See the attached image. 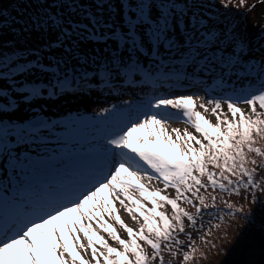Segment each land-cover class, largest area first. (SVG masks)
<instances>
[{
  "label": "snow or ice",
  "instance_id": "obj_1",
  "mask_svg": "<svg viewBox=\"0 0 264 264\" xmlns=\"http://www.w3.org/2000/svg\"><path fill=\"white\" fill-rule=\"evenodd\" d=\"M39 3L48 4V0H39ZM65 3L73 15L81 16L80 20L59 11ZM92 3L95 11L78 0H52L43 13L28 17L23 25L27 26L25 30L41 34L55 33V39H50L45 48L63 49L74 58L85 59L87 54L78 50V41L85 40L102 45L117 69L125 64L126 55L128 63L124 72L128 83L132 82L134 73L141 71L136 59L140 55L150 56L153 63L159 62L165 68L175 61L201 69L219 67L224 72L238 63L235 55H226L227 48L231 46L234 51L243 52L247 43L242 38L237 40L234 32L210 26L202 11L203 0H92ZM218 3L225 8L240 7L246 0H240L239 5H233L232 0H218ZM5 59L11 63L16 57ZM92 59L96 56L92 55ZM261 64L264 77V62ZM34 67L51 71L33 61L11 68L5 75L11 78ZM143 71L145 80H150L151 73ZM71 84L65 77L56 83L35 84L18 91L27 93L25 100H32L42 97L43 89H47V96L53 97L58 95L57 89L65 91ZM0 95L7 93L0 90ZM197 99L203 101L204 97H157L154 103L149 100L139 106L142 110L135 119L129 118L123 126L108 130L102 137L106 141L105 154L115 158L118 152L119 159L94 182L70 175L59 184L29 185L24 189L27 196L19 200L0 197V264H92V261L95 264H154L156 261L164 264V247L176 256L173 244L184 243L177 239L185 232L184 218L196 224L195 215L179 201L192 204L197 208L196 215H200L204 210L214 209L217 203L215 196L211 204L206 203V197L200 195L201 189L210 187L214 191L239 194L242 188H259V181L264 177L259 176L257 168L264 169V161L257 163L249 154L264 157V147L257 146L258 139L264 138V83L248 94L210 99L208 103L214 104L211 111L216 116L215 124L197 110ZM225 99L230 118L223 111ZM240 103L249 105L250 111L239 107ZM10 106L17 107L16 101L10 100ZM4 107L0 105V109ZM199 107L208 110L206 103H200ZM169 109L177 110L178 115L174 117ZM173 118H186L201 136L187 129L169 130L167 125ZM51 127L39 118L28 125L0 123V153L10 151L9 135L14 134L17 143L35 138L43 140L41 130ZM249 164L256 167L250 168ZM145 177L148 181L162 180L164 189H175L176 197L165 195L160 189L151 190L144 182ZM89 183L90 186H85ZM136 192L140 195H135ZM117 201L133 220L142 218L138 230L121 218L115 206ZM165 204L171 205V216L161 210ZM228 207L232 210V205ZM106 216L126 230L127 239L121 237ZM94 222L122 247L111 246L93 227ZM141 241L151 247V253ZM89 249L92 260L81 253ZM194 252L195 248L192 254L185 252L184 261L192 259Z\"/></svg>",
  "mask_w": 264,
  "mask_h": 264
},
{
  "label": "rangeland",
  "instance_id": "obj_2",
  "mask_svg": "<svg viewBox=\"0 0 264 264\" xmlns=\"http://www.w3.org/2000/svg\"><path fill=\"white\" fill-rule=\"evenodd\" d=\"M204 1L208 2L210 4L209 8L214 11L219 6L218 0ZM257 1L246 0L245 5L240 7L229 6L225 8L221 6L223 13L230 17L225 21L226 23L219 24L218 28L226 29L232 27L234 29L232 32L237 35L238 39L242 38L251 47L258 44L264 45V4L258 5L257 8L251 7ZM51 2L52 0H48V4H41L39 0H0V59L17 57L19 53L24 50L29 51L30 48L38 49L42 43L55 38V33L49 34L48 32H44L41 34L31 29L25 30L27 26L23 25V21L27 20L28 17L36 15L38 12L43 13ZM239 3L240 0H232L233 5H239ZM51 10L55 11V9ZM59 11L73 19L74 15L70 12L67 3ZM117 19L119 18L117 17ZM17 21L20 22L18 23ZM101 46L93 45L90 53H95L96 56L99 54V52H96L100 50L102 54L101 59L97 60L99 63L95 66H101L105 72L103 78L110 83H105V87L100 83V87L95 91L85 90L82 93H64V95L58 93L56 96L49 97L47 96V91L42 90L44 92L42 97L25 100L23 97L27 93L18 91V89L24 87H20V84H12V78H7L0 82V90L7 93V95H0V105L5 106L0 109V123L28 125L30 124L29 120L39 118L52 125L50 130H41V135L44 137L43 140L35 138L17 143V137L14 134L8 136V141L11 145L10 151L0 153V197H6L9 201L14 199L19 200L27 196L24 189L29 185L43 187L49 183L59 184L70 175L78 176L84 181H90L91 177H94V180L99 179L100 172L102 171L107 173L113 167L116 160L119 159V153L117 152L115 158L108 155V162L98 161L96 160L97 156L90 155V153L98 152L100 154L102 151L93 145L92 141L90 145L86 144L88 143L87 140L89 137L83 140L74 134V132L77 134L78 131L82 130L86 122L91 124L93 118L96 116L93 114L94 112L98 113V118H110L122 112L129 113L131 111L133 114H137L142 110L139 106L146 104L149 100H152L154 103L157 97L164 96L171 98L175 95H192L194 97H204L203 101L197 99V110L203 113L212 123L215 124L217 122L216 116L211 111L214 104L208 103L210 99L217 97L213 95L215 94L214 92H210L207 89V86L212 82H218L217 84L220 85V76H214L212 77L213 80L208 82L206 81V75L203 78L198 77L197 72L199 70H190L196 75L190 74L189 71H185V74L176 72V68L170 69L172 71L162 72L154 67L153 60L150 56L145 57L140 55L136 59L141 71L134 73L132 82L128 83L127 75L124 72V68L128 63L127 56L125 55L124 57L125 64L120 69H117L111 63L109 53H105L103 46ZM226 55L236 56L230 49L226 50ZM86 59L89 58L85 57L84 60L79 58L73 59L71 61L72 67L69 68H76L80 72L79 75H82L85 72L84 67L86 66L83 64V61ZM237 59L238 63L232 68L234 70L233 75L244 73L249 77L252 71L257 70L261 72V62L256 63L253 57L239 56ZM197 68L201 69L199 67ZM216 68L219 69V67ZM58 69L60 68L54 64V68L51 70L56 72ZM242 69L245 71H241ZM143 70L151 73L150 80H145ZM210 70L213 72L215 69ZM118 72L120 75H116ZM202 73L206 74L204 71ZM229 79L231 80L232 78ZM231 88L237 91V93L230 92L226 88L224 97L219 98H226L229 95L243 93L239 92L240 90L236 86H232ZM256 89L257 87L255 89H244V92L248 94L254 92ZM10 100H15L17 107H11ZM125 101L129 103L126 104ZM200 103H206L208 110L205 111L204 108L199 107ZM238 106L245 109V111H250V106L247 104L240 103ZM103 109H108V111L105 112ZM168 111L174 117L178 115L177 110L169 109ZM223 111L228 113L229 118L231 117V113L227 108L226 99L223 103ZM167 127L169 130L179 128L181 132L187 129L197 137L201 136L187 122L186 118H173L169 120ZM10 132H14V129H10ZM100 146L105 148L106 141H101ZM111 150L109 149V151ZM14 158L17 161L15 166L10 162ZM96 166H100L99 171L94 170ZM149 171L151 172V170ZM144 182L151 190L160 189L165 195H167V189L171 188L164 189L162 180L153 179L148 181L147 177H145ZM85 186H90V183ZM134 194L137 196L140 195L139 192ZM189 195L191 194L189 193ZM200 195L206 197V203L208 204L212 203V197L215 196L217 201L216 207L214 209L204 210L200 215H196V207L184 200L179 201L183 208L195 215L196 224H192L187 232L181 233L178 240L183 241V244H173V249L177 252L176 256H173L167 247H164L162 254L168 261H177L174 257H179L178 255L181 254L182 248L189 244L190 240H196L201 232L205 228H208L206 226L210 225L217 215L225 212L223 208H228L231 202L236 200L244 204L247 203L245 195H226L221 190L217 189L214 191L210 187L207 190L201 189ZM174 196L176 197V195ZM144 202L151 207L149 201L145 200ZM195 202L198 204V201ZM115 206L125 223L138 230L140 223H142V218L133 220L131 214L118 201ZM164 209L163 207L161 210L165 211ZM105 219L114 224L121 237L128 238L126 230L119 223L108 216ZM93 227L97 228V231L105 237L111 246L115 244L110 240L111 237L109 234L104 232L102 228H99L95 222L93 223ZM82 239L87 243L86 238L82 236ZM141 243L144 242L141 241ZM97 247H100V245H97ZM81 253L86 259L92 260L90 249L86 253L81 250ZM247 253L251 260L257 261L261 255V250L253 248L247 250ZM92 264H95V262L92 261Z\"/></svg>",
  "mask_w": 264,
  "mask_h": 264
},
{
  "label": "trees",
  "instance_id": "obj_3",
  "mask_svg": "<svg viewBox=\"0 0 264 264\" xmlns=\"http://www.w3.org/2000/svg\"><path fill=\"white\" fill-rule=\"evenodd\" d=\"M203 2L204 7L202 11L205 15V18L210 21L211 26L224 24L223 22L219 21V19L225 21L229 19L230 16L223 13L222 7L220 5L217 7L216 11H214L209 8L210 4L208 2L204 0ZM79 3L86 5L92 11L95 10V4L92 3V0H82L79 1ZM260 4H264V0H258L257 2H255V8H257ZM73 19L80 20L81 16L74 15ZM226 29H228L230 33H232V30H234L232 27H228ZM235 37L237 40H239L236 34ZM73 39L75 40L76 37H73ZM47 42L42 43L40 48L38 49L30 48L29 51H22L16 57L15 62L12 61L11 63H9V61L6 59H0V82L4 81V79L9 78L5 74L11 68L18 67L22 64L26 65L29 62L37 61L38 63H42L46 69H53L54 64L60 69H58V71L56 72H53L52 70L45 71L38 67H34L25 72L16 73L14 76H12V84H20V87L41 83L50 84L56 83L57 81L63 80L65 79V77H67L69 81H72L71 88L62 92L58 91V93H60L61 95H64V93H82L85 90L95 91L100 87V83L102 86H106L105 83H103V81L105 80L103 78L105 72L100 65L95 66L99 63L97 62V60L101 59L100 57L102 54L100 50L97 51L96 53L99 52V54H97L96 59L93 60L92 55H95V53H90V51L93 49V43L86 40L78 41V50L82 54L87 53L86 57L89 58L83 61V64L86 65L84 67L85 72H83L82 75H79L80 72H78L76 68H69L72 67L71 61L77 58L65 54L63 49L45 48V44ZM65 43L69 42L65 41ZM112 47L114 48L115 45H112ZM227 49L233 51L236 54L237 58H239V56H250L253 57L256 63L264 62V45L258 44L251 47V45L246 43L243 52H240L239 50L234 51L231 46H229ZM153 65L155 68L159 69L162 72L172 71L170 69L176 68V72L185 74V71H189L190 74L196 75L190 70H199L197 72L198 77L203 78V76L206 75V81L208 82L213 80L212 77L220 76V85L217 84L218 82H212L209 86H207V89L210 92H214L215 94L213 95L217 98L224 97V95L226 94V88L230 92L237 93V91L232 90V86L238 87V89L240 90H238L239 92L245 93L244 89H255V87L259 88L260 85L264 83V77H262L261 72H258L257 70L252 71L250 76L247 77V74L244 73L233 75L234 70L232 69L221 72L220 68H214L215 70L212 72L210 69H198L197 67L199 66L191 67L189 65L176 63L175 61L169 63L167 68H165L163 65H160L159 62L153 63ZM203 71L206 72V74H203ZM237 71L239 72V70ZM241 71L245 70L242 69ZM229 78L232 79L230 80ZM227 83H229L230 86L227 85ZM43 90L47 91V89ZM257 146L264 147V138L258 139ZM249 158L255 159L257 163L264 161V157L258 156L255 153H250ZM248 167L254 168L256 167V165L249 164ZM257 172L260 177H264V169L257 168ZM233 179H235V177H233ZM259 184V188H242L239 194L221 191L226 195H245L247 198V203L244 204L242 202H237L236 200L231 202L230 205H232V210H229V207L223 208L225 212L217 215L212 220L211 224L206 226L208 228H205L196 240H190L189 244L185 245V247L182 248L181 254L178 255L179 257H174L175 259H177V261L171 262L168 261L166 257H164V264H169V262H171V264H264V179H261L259 181ZM172 193L176 195V191L174 188L167 189L166 194L170 197L172 196V198H175ZM164 208L166 213L171 216V205L165 204ZM218 216L222 217V219L218 218ZM184 220L185 232H187L192 226L193 222L190 221L187 217H185ZM180 235L181 233L179 234L177 239L180 237ZM110 240L115 243L113 245L114 247H122L117 241L113 240L112 238H110ZM142 245L145 249H147L149 253L152 252V249L149 245H147L146 243H142ZM189 245H191V247H189ZM193 248H195L193 258L188 261H184V253L188 252L192 254ZM253 248L261 250V255L257 261L251 260L247 253V250ZM154 264H159V261L154 262Z\"/></svg>",
  "mask_w": 264,
  "mask_h": 264
},
{
  "label": "bare ground",
  "instance_id": "obj_4",
  "mask_svg": "<svg viewBox=\"0 0 264 264\" xmlns=\"http://www.w3.org/2000/svg\"><path fill=\"white\" fill-rule=\"evenodd\" d=\"M219 21L223 23L225 22V20H220V19ZM103 83H110V82H108V80H104ZM93 114L96 116L93 118L91 124L86 122L85 125H83L82 130L78 131L77 134L74 132V134L76 137L82 138L83 140H86V138L89 137V139L87 140L88 143L86 144L90 145L92 141L93 145L97 146L99 150L102 151L100 154L97 152V153H90V155H96L97 156L96 160L98 161L108 162L107 160L108 155L105 154V148L100 146V142L104 140L102 137L106 134L108 130H111L116 126H123L124 123L128 122L129 118L135 119L140 113L133 114L132 111L129 113L122 112L121 114L110 118H98L99 116L97 115L98 114L97 112H94ZM13 161H15V163L17 162L15 158L13 160H10L12 164ZM90 179L91 182H94V177H91Z\"/></svg>",
  "mask_w": 264,
  "mask_h": 264
},
{
  "label": "water",
  "instance_id": "obj_5",
  "mask_svg": "<svg viewBox=\"0 0 264 264\" xmlns=\"http://www.w3.org/2000/svg\"><path fill=\"white\" fill-rule=\"evenodd\" d=\"M35 119H31V120H29V123H32V121H34ZM4 124V123H3Z\"/></svg>",
  "mask_w": 264,
  "mask_h": 264
}]
</instances>
